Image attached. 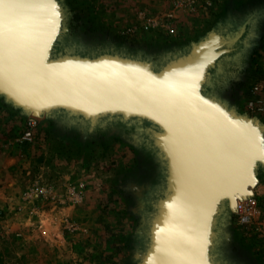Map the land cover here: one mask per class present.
<instances>
[{"label": "rangeland", "instance_id": "1", "mask_svg": "<svg viewBox=\"0 0 264 264\" xmlns=\"http://www.w3.org/2000/svg\"><path fill=\"white\" fill-rule=\"evenodd\" d=\"M58 2L64 21L56 53H118L156 68L213 32L256 14L247 47L221 61L205 93L264 130V0H219L211 10L214 23L204 26L214 27L213 32L174 35L171 43L181 42V47L172 54L162 48L167 45L163 40L150 53L135 47L148 40L152 44L143 33L122 34L126 25L148 18L162 26L171 7L167 0ZM220 3L228 5L223 12L217 10ZM28 116L33 115L0 95V264H141L156 200L165 188L161 155L139 139L135 125L113 119L77 123L62 113L35 116L34 138L25 142L20 137ZM254 176L248 195L264 201V166L258 165ZM259 221L264 222V213L248 230L237 225L224 201L215 223L214 260L264 264V225Z\"/></svg>", "mask_w": 264, "mask_h": 264}, {"label": "water", "instance_id": "2", "mask_svg": "<svg viewBox=\"0 0 264 264\" xmlns=\"http://www.w3.org/2000/svg\"><path fill=\"white\" fill-rule=\"evenodd\" d=\"M256 16L156 68L118 53H56L64 21L58 0H0L1 96L33 116L133 124L161 155L165 188L141 264H218L213 239L221 206L226 201L233 210L264 166V130L205 93L221 61L246 48Z\"/></svg>", "mask_w": 264, "mask_h": 264}, {"label": "built area", "instance_id": "3", "mask_svg": "<svg viewBox=\"0 0 264 264\" xmlns=\"http://www.w3.org/2000/svg\"><path fill=\"white\" fill-rule=\"evenodd\" d=\"M218 1L219 0H167L171 7H169L167 13L164 14L166 21L162 23V26L157 24L153 19L148 18L140 24L131 23L126 25L122 30V34L136 36L138 33L147 32L155 27L161 26L168 35H177L179 33V25L177 22L180 20V16L199 13L209 15ZM256 89H258V87H255V90ZM37 127L38 120L35 116L26 117L20 139L25 142L32 141ZM39 194H44V190L40 189ZM262 210H264V201L258 199L254 195H247L237 199L233 209L234 219L237 225L248 230L250 228L248 225H254L262 213H264ZM259 224L264 225V222L261 221L260 223L259 221ZM254 228L258 229L257 227Z\"/></svg>", "mask_w": 264, "mask_h": 264}, {"label": "crops", "instance_id": "4", "mask_svg": "<svg viewBox=\"0 0 264 264\" xmlns=\"http://www.w3.org/2000/svg\"><path fill=\"white\" fill-rule=\"evenodd\" d=\"M219 5H221V8L219 7L217 10L219 11L222 10V12L226 10L227 8L226 6H228L227 3L226 4L220 3ZM179 19L180 20H178L177 22L179 25L178 26L179 33H184V32L193 33L194 32V33H199L203 36V35H208L210 32H213L212 30L214 27L212 26L210 27V29L208 28L204 29L205 24H208L211 21L214 23L215 21V18L211 15V12H210V15H204L201 13L189 14V15L184 14V16L182 17L180 16ZM142 33L141 34L143 35V37H145V39L147 40L150 39L152 41V44H150L148 40V42L147 41L140 42L139 46H135V47L144 49L150 53L154 52V49L156 47L158 48L157 43H160L161 40L164 41L162 42L163 44L167 43V45H164V46L161 44L162 48L167 47V51L169 50L170 54H172L174 51L178 52L177 49H180L181 47V44H180L181 42L171 43L173 40H176L174 36L172 37L167 34V41H166L165 36H164L166 35V33L161 28L160 29L158 28L156 31L153 29L147 32H142Z\"/></svg>", "mask_w": 264, "mask_h": 264}, {"label": "bare ground", "instance_id": "5", "mask_svg": "<svg viewBox=\"0 0 264 264\" xmlns=\"http://www.w3.org/2000/svg\"><path fill=\"white\" fill-rule=\"evenodd\" d=\"M212 53H213V49H209V50H207L206 53H205V57L210 56ZM248 187H249V186H247V190H248ZM241 198H242V197H241Z\"/></svg>", "mask_w": 264, "mask_h": 264}, {"label": "flooded vegetation", "instance_id": "6", "mask_svg": "<svg viewBox=\"0 0 264 264\" xmlns=\"http://www.w3.org/2000/svg\"><path fill=\"white\" fill-rule=\"evenodd\" d=\"M252 29H253V26H252ZM223 31H225V30H223ZM249 38H250V36L248 37L247 42H248ZM246 47H247V43H246ZM132 126H134V125L132 124Z\"/></svg>", "mask_w": 264, "mask_h": 264}, {"label": "trees", "instance_id": "7", "mask_svg": "<svg viewBox=\"0 0 264 264\" xmlns=\"http://www.w3.org/2000/svg\"><path fill=\"white\" fill-rule=\"evenodd\" d=\"M73 18H74V20H76V19H78V16H77V15H75Z\"/></svg>", "mask_w": 264, "mask_h": 264}]
</instances>
